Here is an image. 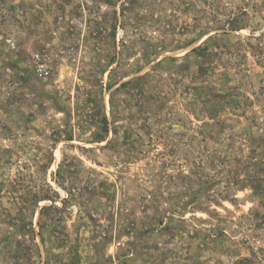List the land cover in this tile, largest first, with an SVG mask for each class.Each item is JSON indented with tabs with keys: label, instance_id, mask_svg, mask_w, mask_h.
Wrapping results in <instances>:
<instances>
[{
	"label": "rangeland",
	"instance_id": "1",
	"mask_svg": "<svg viewBox=\"0 0 264 264\" xmlns=\"http://www.w3.org/2000/svg\"><path fill=\"white\" fill-rule=\"evenodd\" d=\"M0 264H264V0H0Z\"/></svg>",
	"mask_w": 264,
	"mask_h": 264
},
{
	"label": "trees",
	"instance_id": "2",
	"mask_svg": "<svg viewBox=\"0 0 264 264\" xmlns=\"http://www.w3.org/2000/svg\"><path fill=\"white\" fill-rule=\"evenodd\" d=\"M199 50H200V49H199ZM199 50H198V51H199ZM198 51H197V52H198ZM194 53H195V51H194ZM103 132H104V133L107 132V119H104V120H103Z\"/></svg>",
	"mask_w": 264,
	"mask_h": 264
}]
</instances>
